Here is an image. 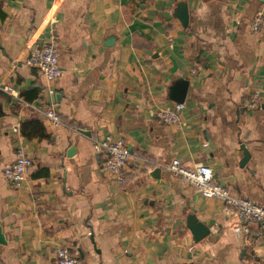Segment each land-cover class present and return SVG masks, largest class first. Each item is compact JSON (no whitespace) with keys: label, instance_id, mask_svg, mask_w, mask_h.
Here are the masks:
<instances>
[{"label":"crops","instance_id":"1","mask_svg":"<svg viewBox=\"0 0 264 264\" xmlns=\"http://www.w3.org/2000/svg\"><path fill=\"white\" fill-rule=\"evenodd\" d=\"M263 6L0 0V86L42 100L47 81L27 58L55 33L62 75L53 98L63 121L54 127L0 88V264H57L62 246L82 264H264L263 223L243 222L166 167L175 158L203 163L264 206V26L249 27ZM184 7L187 25L176 17ZM187 82L181 121L167 123L158 113ZM34 121L46 137L22 134ZM107 135L132 152L120 176L104 173L93 149ZM20 146L33 164L16 188L4 169ZM191 218L209 228L201 240Z\"/></svg>","mask_w":264,"mask_h":264},{"label":"built area","instance_id":"2","mask_svg":"<svg viewBox=\"0 0 264 264\" xmlns=\"http://www.w3.org/2000/svg\"><path fill=\"white\" fill-rule=\"evenodd\" d=\"M264 26V6L263 10L249 23L253 32H260ZM59 38L55 33L50 34L45 43L33 48L27 58V65L35 68L47 81L46 95L39 102L26 100L14 87L10 85L0 86L13 98L25 107L32 108L38 117L50 122L54 127L63 125L60 113L57 111V100L55 98V87L53 82L62 75L60 66ZM260 93L256 91L250 99V107H255L259 101ZM54 97V98H53ZM185 103H174L172 106L160 111L158 117L167 123H179L181 121V111ZM18 131L19 126H14ZM123 139H114L107 135L93 139V149L97 154L104 156L102 165L104 173L120 176L122 170L132 159V152ZM33 164L32 157L27 153L24 146H20L16 151V158L13 163L6 166L4 175L16 188L26 186L27 171ZM166 167L179 176L181 179L192 185L204 198L215 199L224 204L227 211H233L237 216L248 224H264V206L252 202L250 199L232 193L226 186L218 183L214 179V171L211 167L198 163L188 166L181 159H173ZM57 264H82L73 255L68 246L58 248L56 252Z\"/></svg>","mask_w":264,"mask_h":264},{"label":"water","instance_id":"3","mask_svg":"<svg viewBox=\"0 0 264 264\" xmlns=\"http://www.w3.org/2000/svg\"><path fill=\"white\" fill-rule=\"evenodd\" d=\"M176 17H178L184 25H187L189 22V14H188V11L185 9V7H184V10H181L179 11V13L176 14ZM187 85H188V82L185 84H182L180 90L178 91L179 93L178 98L175 99L176 103H185ZM248 159H249V155L246 153L242 164L245 165L248 162ZM189 225H190L191 232L193 233L194 238L197 241L201 240L202 238H204L206 235L209 234V228L206 225L199 222L196 218H191L189 220ZM4 242H5V239L0 235V243H4Z\"/></svg>","mask_w":264,"mask_h":264},{"label":"trees","instance_id":"4","mask_svg":"<svg viewBox=\"0 0 264 264\" xmlns=\"http://www.w3.org/2000/svg\"><path fill=\"white\" fill-rule=\"evenodd\" d=\"M25 126L27 127L25 129ZM22 134L28 136L30 135L31 137L33 136H42V137H46L47 133L45 132V129L36 121L32 122V123H25L22 126Z\"/></svg>","mask_w":264,"mask_h":264}]
</instances>
